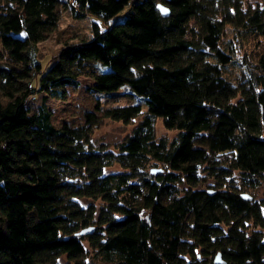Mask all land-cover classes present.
Masks as SVG:
<instances>
[{
  "label": "trees",
  "instance_id": "trees-1",
  "mask_svg": "<svg viewBox=\"0 0 264 264\" xmlns=\"http://www.w3.org/2000/svg\"><path fill=\"white\" fill-rule=\"evenodd\" d=\"M66 1L75 18L126 12L93 21L42 68L36 44ZM228 25L264 37V0H0V264H215L217 252L223 264H264V193L242 197L264 177V52L228 78ZM80 76L145 102L103 110L140 116L116 151L91 144L92 111L77 125L51 121L47 98L64 99ZM157 119L171 140L156 136Z\"/></svg>",
  "mask_w": 264,
  "mask_h": 264
},
{
  "label": "rangeland",
  "instance_id": "rangeland-1",
  "mask_svg": "<svg viewBox=\"0 0 264 264\" xmlns=\"http://www.w3.org/2000/svg\"><path fill=\"white\" fill-rule=\"evenodd\" d=\"M251 3L262 0H248ZM68 2H64L59 7V21L57 27L49 34V36L36 44V58L41 63L42 68H46L51 59L58 53L59 49L65 43L78 42L81 39H88L91 35L92 22L96 21L100 28L105 24L113 23L115 20L123 16L126 9L118 13L115 17L109 19L108 22L97 19L93 16L83 18L73 17ZM231 44L233 49L234 61L226 66L225 75L230 79H238L242 73L248 69L256 70V63L259 55L264 52V37H256L252 34L238 33L237 30L228 25L225 27V33L222 38V46ZM1 51V45H0ZM79 85L77 87L67 86V93L64 99L47 98L46 105L50 109L51 121L55 126L62 123L77 125L84 122V114L87 111L94 112L99 117V123L91 127L90 142L93 146H104L108 149L116 151V145L122 141L132 130L133 126L138 122L140 116L126 123L123 121L113 120L109 117H104L103 110L108 107L117 105H126L130 103H139L145 108L144 100L132 93L127 85L121 86L113 92H101L93 90V80L87 76H80ZM41 93H36L29 96L26 100V105L30 111H35L41 103ZM98 106V107H97ZM176 130L166 129L161 119H157L155 123V134L157 137H164L171 140L175 135ZM223 157H221L222 159ZM162 164L149 166L150 172H158L162 170ZM110 170H119L117 164L108 167ZM200 174L204 182L214 181L213 176L206 171L200 169ZM230 182L237 185L241 184V179L238 171H234L230 177ZM202 182V181H201ZM205 187L204 184H200ZM243 193H247L255 198H260L264 193V177L261 178V183L256 187H243ZM259 228V227H258ZM264 233V228H262ZM90 254H88L89 256ZM215 256V255H214ZM214 259V258H213ZM100 264L99 261H95ZM67 260L64 256L59 259V264H66ZM105 264V263H101Z\"/></svg>",
  "mask_w": 264,
  "mask_h": 264
},
{
  "label": "water",
  "instance_id": "water-1",
  "mask_svg": "<svg viewBox=\"0 0 264 264\" xmlns=\"http://www.w3.org/2000/svg\"><path fill=\"white\" fill-rule=\"evenodd\" d=\"M157 7L160 10V13L162 14V16H167L169 14L168 7H166L162 3H158ZM242 197L243 198H247V199L251 198V196L249 194H247V193L242 194ZM213 261H214L215 264H223L224 263L223 259L221 258L220 252H217L215 254Z\"/></svg>",
  "mask_w": 264,
  "mask_h": 264
}]
</instances>
